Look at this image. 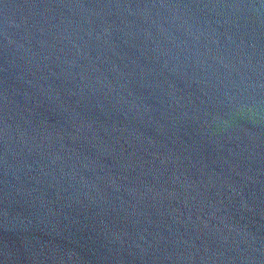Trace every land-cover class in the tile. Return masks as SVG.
<instances>
[{"label": "water", "instance_id": "water-1", "mask_svg": "<svg viewBox=\"0 0 264 264\" xmlns=\"http://www.w3.org/2000/svg\"><path fill=\"white\" fill-rule=\"evenodd\" d=\"M0 264H264V0H0Z\"/></svg>", "mask_w": 264, "mask_h": 264}]
</instances>
